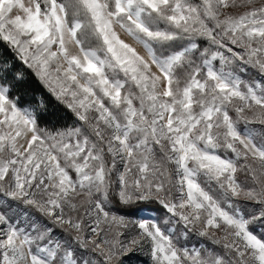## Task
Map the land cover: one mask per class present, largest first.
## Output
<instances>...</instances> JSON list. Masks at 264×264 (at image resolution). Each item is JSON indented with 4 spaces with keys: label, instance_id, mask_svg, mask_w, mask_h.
Listing matches in <instances>:
<instances>
[{
    "label": "snow or ice",
    "instance_id": "1",
    "mask_svg": "<svg viewBox=\"0 0 264 264\" xmlns=\"http://www.w3.org/2000/svg\"><path fill=\"white\" fill-rule=\"evenodd\" d=\"M0 41L76 121L41 127L0 81V194L70 238L0 211V264H264V0H0ZM152 202L211 246L114 206Z\"/></svg>",
    "mask_w": 264,
    "mask_h": 264
},
{
    "label": "rangeland",
    "instance_id": "2",
    "mask_svg": "<svg viewBox=\"0 0 264 264\" xmlns=\"http://www.w3.org/2000/svg\"><path fill=\"white\" fill-rule=\"evenodd\" d=\"M121 38L128 43H132L130 38L125 36L123 33H121ZM240 75L244 81L249 83H252L254 80H260L258 74L251 69L248 70L247 74L240 73ZM262 83H264V81H262ZM231 115L235 117V113H231ZM238 127L243 130L245 125L243 124V122H241L238 124ZM248 127L250 129L255 130L254 140L257 144L264 142V126H261L258 123H253L249 124ZM70 174L74 178L75 174L72 170H70ZM240 179L242 180L243 177L241 176ZM238 203L245 219L251 220L254 215L257 217L259 216V208L257 206H254L252 202L240 201ZM155 204L156 203H154V205ZM114 206L115 208L119 209V214L125 215L126 218L131 221H137L141 218L150 217L158 221L162 229H174L175 233L182 237L180 239V244L186 243L189 247L196 246L199 248H203L205 245L211 246L210 242L207 239L199 237L194 233H189L187 236H184L182 231V225L175 223V218H172L173 222L170 225L165 224V220H167L168 217L165 214V210L159 204H156V206H153V208L149 207L147 204H137L125 207L119 205L118 203H115ZM225 207L226 210L231 211V209L228 208L227 205H225ZM0 211L6 213L12 219L13 223H19L22 227L26 229L30 228V226L33 224L37 228L46 227L47 229H50L51 240L53 244L57 242L61 244L70 242L69 236L61 229L58 224L48 220L47 217L42 216L34 209L24 208L23 206L18 205L15 201L4 197L2 194H0ZM248 227L249 230L252 231L255 235L264 238V220L257 219L255 222L250 223ZM173 239L175 240L176 237L173 236ZM72 247L75 248L74 245ZM147 259L148 257L145 254H137L135 256L129 257L128 264H144Z\"/></svg>",
    "mask_w": 264,
    "mask_h": 264
},
{
    "label": "trees",
    "instance_id": "3",
    "mask_svg": "<svg viewBox=\"0 0 264 264\" xmlns=\"http://www.w3.org/2000/svg\"><path fill=\"white\" fill-rule=\"evenodd\" d=\"M0 81L10 85L12 97L18 98L21 107L35 110L41 127L54 130L76 123L73 114L47 91L30 69L15 59L10 48L2 41ZM147 205L152 208L156 206L154 203Z\"/></svg>",
    "mask_w": 264,
    "mask_h": 264
}]
</instances>
